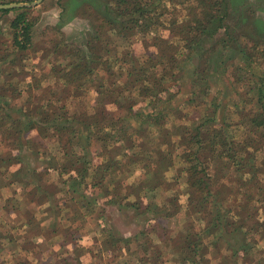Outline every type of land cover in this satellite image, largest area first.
I'll list each match as a JSON object with an SVG mask.
<instances>
[{"label": "trees", "instance_id": "1", "mask_svg": "<svg viewBox=\"0 0 264 264\" xmlns=\"http://www.w3.org/2000/svg\"><path fill=\"white\" fill-rule=\"evenodd\" d=\"M90 1L80 16L94 17L101 23L95 25L94 33L90 35L89 56H84L78 48L62 47V37L52 42L50 52L55 58H73L71 63L61 67L65 88L62 95L67 100L93 90L97 94L93 115L82 112L73 117H61L44 112V107H39V104L54 93L53 90H47V94L46 90L43 93L40 90V96L34 94L32 90L37 92L40 88V82L32 83L34 78L26 85L27 101L22 102L23 107H19V101L24 98L21 85L10 83V78L15 74H8L7 77L1 74L0 135L6 137L7 146L21 153L31 151L33 132H37L40 139L54 138V132L59 134L55 137L64 142L60 143L61 154L64 162L67 159L63 172L68 179L63 181V185L69 188L66 193L71 192L68 196H73L70 201L77 207L72 209L73 205L65 206L71 209L67 213H72L71 218L81 216L79 209L90 212L91 207L100 200L95 195L112 198L110 203L123 206L125 204L122 203L135 194L137 201L126 204L134 210L129 214V221L143 217L146 219L145 225L137 235L130 237L121 236L111 227L104 232L103 241L112 254L123 252L135 244L138 254H141L138 264H159L163 247L175 242L168 237L161 219L171 217L177 211L171 207L159 209L156 206H142L147 197L142 192L153 194L158 189L168 190L170 187L165 173L173 166L175 154L163 151L161 146L169 145L174 150L172 139L178 137L189 198L188 220L179 235L183 252L181 256L173 254L175 251L171 254L174 262L205 264L208 262L205 259L208 254L206 250L213 249L215 259L224 260L221 259L224 258L221 250H226L235 263L242 258L253 263L250 253L256 251L258 243L264 240V220L257 219L260 212L264 215V181L260 179L261 173L264 174V169H261L264 166V71H261L262 76L256 75L253 65L255 55L251 50L255 51L257 46L263 44L258 42L256 47L254 45L248 49L242 45L239 37L240 45L235 40V52H238V56L242 55V59L239 63L230 62L234 66L232 77H236L237 82H245L244 74L252 73L247 79L249 89L246 93V99H251H247L243 109L237 104L238 115L241 116L237 123L232 126L222 124L216 120L213 110L211 116L209 114V118L196 127L173 125V129H166L167 115H164V111L156 112V108L159 104H172L173 98H176L172 86H176L182 77L180 64L198 50H202L200 58L203 67L194 73V83L196 86L208 84L212 74L210 61L215 52L204 49L202 44L204 39L213 37L217 31L225 28L228 8L218 0ZM11 11L18 12V15L11 22L12 40H4L0 35V63L3 69L11 72L13 68L18 72V68L13 67L17 60L12 61L10 57L14 52L27 51L31 46L32 23L27 8L0 12ZM66 15L70 16L71 13L63 8L61 25L69 20L67 17L64 21ZM161 31L170 32V36L164 38ZM115 36L125 39L128 43L126 50L117 49L113 41ZM138 37L143 38L144 44L143 55L140 56L129 44ZM147 42L153 44L155 52H150ZM21 81L19 79V84ZM177 88L180 90L181 86ZM63 100L60 98L58 102ZM47 102L52 106V101ZM248 103H253L258 109H248ZM3 105L4 109L1 107ZM66 107L64 105L61 109L65 110ZM121 112H125V115L121 116ZM150 127L158 135L148 130ZM238 132L242 134L241 137H237ZM152 138L153 141L163 138L159 151L154 152L152 147H147L152 143ZM6 157L0 156V162L6 163L10 176L22 175L21 172L18 175V170L11 171L21 162L17 155L13 153ZM131 157L136 159L128 163ZM98 159L103 162L96 166ZM131 164H143L146 170L147 178L141 182V190H138L141 195L138 192L128 193L132 187L123 182V174L129 171ZM38 186L42 188L41 184ZM82 186L83 190L80 189ZM177 201L178 197H174L169 202L175 210H179ZM56 204L58 214L62 213L63 205L59 202ZM197 224H201L200 231L195 227ZM58 231L54 232L57 234Z\"/></svg>", "mask_w": 264, "mask_h": 264}, {"label": "rangeland", "instance_id": "2", "mask_svg": "<svg viewBox=\"0 0 264 264\" xmlns=\"http://www.w3.org/2000/svg\"><path fill=\"white\" fill-rule=\"evenodd\" d=\"M36 1L37 0H0V4L28 3L32 5V3ZM218 1L224 3L228 10L227 14H225V28L217 31V34L213 37L204 39L202 44L204 49L209 51L214 50L215 52L210 61L209 70L212 74L208 79V84L196 86L194 83V73L198 68L201 69V67H203L200 58L202 50H198L194 52L190 59H183L187 61L180 64L182 77L179 79L176 86H172L174 87L173 92L176 96V98H173L172 104H170L171 102L169 103L170 105L159 104L158 108H156V112L164 111V115H167L165 117L166 129H173V125L175 127L183 125H193L196 127L197 124L209 118L207 116L209 114V116H211L214 111L216 120L220 121L222 124L228 123V125L232 126L241 119V116L238 115L237 104H239L240 109H243L245 107V102L251 99L249 97L247 98L248 100L246 99V93L249 89L247 79L252 73L248 72L244 74L245 82H237V78L232 77L234 66L233 62H230L233 60L235 63H239L242 59V55L238 56V52H235V40H237L238 45H240L241 42L242 45L244 47L247 46L248 49L254 45V47H256L258 42L263 44L257 46L255 51L251 50V53L255 55V62L253 64L256 68L255 73L256 75L262 76L261 71H264V0ZM89 3H91L90 0H43V2L37 6L25 7L29 9L28 18L32 23L31 46L27 51L14 52L11 54L10 59H12V61L17 60L13 67L18 68V72L13 70V68L12 71L9 72L6 68L3 69L0 63V85L3 84L1 74L7 77L8 74L12 75L13 73L15 77L10 78V83L17 84V86L21 85L22 87L20 91L23 93L22 96H24V98L19 101V107H23L22 102L27 101L29 95L25 93L26 85L28 82L31 83V80L34 78L32 83L40 82V88H38L37 92L36 90H32L34 94L38 93L37 96H40V90L42 93L46 90V94L48 92L47 90H53L54 93L53 96L50 97L46 95L48 96L46 99L52 101V106L48 104L45 98L39 104V107H44V112H48L50 115L54 116L59 115L61 117H73L75 114H80L82 112H86L87 115H93L97 97V94L93 90H90L86 95L69 98L67 100L65 96L62 95L65 88L61 78L63 73V68L61 70V67H65L67 64L71 63L73 58H65L64 56L55 58L52 57V53L50 52L53 49L52 42H57V40L62 37V47L66 45L72 48H78L84 56H89L88 41L90 35L94 33L95 25L101 23L99 19H95L94 17L80 16L82 10L90 5ZM23 8L19 7L14 9ZM63 8L70 11L71 15H66L64 18V21L67 17H69V20L64 23L65 25H61V20L63 19H61L60 14L58 18L59 21L56 25H53L57 13L60 11L62 13ZM17 15L18 12L16 11H11L9 13L0 12V35L4 40H12V36L10 35L11 22ZM57 30H59L60 33H58ZM161 35L164 38H168L170 32L161 31ZM238 37L240 42L238 41ZM113 41L119 51L126 50L128 47V43H126L125 39L118 36H115ZM129 44L132 45L137 55H143L144 44L142 37L133 39ZM147 44L149 45L151 53L156 51L151 42H147ZM10 49L13 50L12 47H10ZM182 58L183 56H181L180 59ZM54 69L57 70L54 72ZM57 71L58 73L56 74ZM26 75L28 76L27 78H25ZM36 78L37 80H35ZM19 79L22 80L20 84ZM178 86H181L180 90L177 88ZM203 88L205 90H203ZM60 98L64 100L58 102ZM135 101L138 102L139 99L136 98ZM248 104V109H258V107H254L253 103ZM64 105H67L65 110L61 109ZM216 105H218L217 108ZM1 107H3V109L5 108L4 105ZM124 115L125 112H121V116ZM232 129L233 128H231V131ZM148 130L152 131L154 135H158V132L153 127H150ZM53 134L54 138L48 139H40L38 136L37 139L31 137V151L39 161H41L42 158L45 159L47 163L46 167L51 165L56 167L60 165L58 168H62L63 165L67 164V159L64 162L61 156L62 150L60 143L62 141L60 142L58 138L55 137V135L58 136L59 134H57V132ZM239 136H242L240 132H238L237 137ZM4 138V136L0 135V140H4ZM49 140H51L54 145L46 147L45 144L49 143ZM151 140L152 143L147 147H152V151H159L162 148L165 152L172 151L175 154L173 159V163L175 164L167 174L168 179H172V183L170 187H168L169 192L164 195L158 193V203L163 204L167 197H172L175 195V192L177 193L180 189H182V192H185L184 188L187 187V175L182 172L178 176L176 175L179 169L182 170L185 167V164L181 158L182 148L178 145V137L172 139L174 150L169 148V145L161 146V148L159 147V143L163 138L154 141L152 138ZM142 142L141 140L140 143ZM34 143L38 145L35 144L34 146ZM3 145L4 142L0 141V156H4L1 153V151L4 150ZM41 153L44 155H41ZM57 153L58 156H55L54 154ZM263 153L264 151L262 154ZM49 158H51V160ZM134 159H136V157H132V160ZM260 159H263V157H260ZM30 167L33 168L30 164H27L22 175L11 177L6 170V163L0 162V197L3 196V199H0V264H138L137 262L141 254H138L135 244H131V246L128 247L129 249L126 248L123 252L112 254L107 250L103 241V235H101L102 232L99 230L103 225L106 226L102 229H107L108 221L112 220V222L116 223V226L112 228L118 231L121 236L130 237L137 235L140 228L145 225L146 219L138 217L136 220L130 222L129 214L134 211L131 208L125 209L120 215L118 211L113 210L110 212L111 216L108 215V219L105 216L97 217L100 214L103 215L105 211L104 208L99 211L97 207L99 205L92 206L90 212L85 209H79V214L81 216L77 218L73 226L75 230H70L68 228L63 230L64 227L62 225L65 224L69 226V223L67 224L63 216L56 217L59 216V210L58 208H54L51 210L54 217L47 222L50 226L52 223L49 231L43 233L42 230H39V220L42 219L43 216L36 215L37 210L35 209L38 208H35L33 204H29L30 197L28 196V192L22 191L23 194L17 193L15 189L21 187L13 183L15 180L25 182L23 178L27 175L29 176L28 169ZM262 167L261 169H264L263 165ZM129 171L140 175L142 167H130ZM32 173L34 172L30 174ZM136 176L137 175L130 179L133 185H131L132 191H128V193L134 194L138 192V195H141V192L138 191L139 189L141 190L140 187H142L141 181L138 182L139 180H137ZM175 176L177 177L173 180ZM34 177H36L37 180L43 181V184L49 179L44 166L38 169L36 175L30 176L27 182H33ZM260 179L264 181V174L261 173ZM4 187L6 189H3ZM142 193L145 194L144 191ZM5 197H7L6 201L4 200ZM70 197L73 196H60V200ZM137 198L135 194L128 197L132 202L137 201ZM56 202L57 201L54 202L55 206ZM228 205L231 206L230 204ZM170 207L175 210L174 206L170 205ZM76 208L77 207L74 205L72 206V209ZM94 209L98 211L94 212ZM83 213H88V215L91 216L85 217ZM68 215L72 216V213L67 214V216ZM123 215H126V220L123 218ZM257 219L260 221L264 220L263 212L257 215ZM185 220V211H183L177 217L169 219L166 226H164L168 237L174 239L175 242L169 247H163V250H161L163 254L159 264H177L174 262L172 255L178 254L181 256L183 252L180 248L179 233L185 229ZM25 221L31 222V228L27 234H20V232H18L19 228ZM49 224H47L46 227H48ZM195 227L197 231H200L201 224H197ZM55 229L60 231L59 234H54L53 231ZM38 238H41L43 242L37 244ZM9 240H11V242ZM165 240L168 239L166 238ZM73 248L74 253L72 252ZM206 252L208 254L205 259L208 262L205 264H264V240L258 243L256 251L250 253L253 263L243 258L235 263V260L231 259L229 252L226 250H221L224 257L221 258L224 259L222 261L215 259L216 256L213 249H207ZM194 257L196 258V252L194 253ZM151 263L153 264V262Z\"/></svg>", "mask_w": 264, "mask_h": 264}, {"label": "crops", "instance_id": "3", "mask_svg": "<svg viewBox=\"0 0 264 264\" xmlns=\"http://www.w3.org/2000/svg\"><path fill=\"white\" fill-rule=\"evenodd\" d=\"M61 14V11L57 13V16L55 17V21H53V25H56V23L59 21V16ZM38 135L37 132H33L31 134V137L32 138H36ZM40 138V137H39ZM8 145V142L6 141V137L4 138V150L1 151V153L3 155H6V156H11V154H15L17 155L18 157V161H21L18 163V165L16 166V168H14L13 172H16L18 170V175L19 173H23V171L26 169V165L27 164H30L33 168H29L28 169V174L29 176L27 175L26 177H24L23 179L25 180V182H19L17 180H15L13 183L15 184H18L21 188H16V192L17 193H22V191H27L28 192V196L30 197L29 198V204L32 205L35 207V208H38V209H35L37 210V214L36 215H41L43 216L42 219L39 220V230H42L43 233L49 231V229L51 228L52 226V223H51V226L48 222L49 219H51L52 217H54V215L52 214V212L50 211L51 209H54L55 207L57 208L58 205L56 204V206L54 205V202L57 201L59 202V204L63 205L61 206V209H62V213L58 214L59 216H56V217H60V216H63L65 218V220L67 221V224L69 223V226L63 224L62 226L64 227L63 230H65V228H68V229H72V230H75V228L73 227L75 222L77 221V219H74V218H71L72 216H67V213L71 210L69 208H65L66 205H74L73 202L70 201V198L68 199H64V200H60V196H68L66 191H68V187L65 188V186L63 185V181L68 179V176H66V174L63 172V165L62 168H58L60 165H57L56 167H53L52 165L51 166H48L46 167V161L44 158L41 159V161L38 160V158L32 154V151H28V150H25L24 152L22 151L21 153L19 152V150L15 151V150H12ZM46 147H49L50 145H54L52 144V141L49 140V143H46L45 144ZM79 151V150H77ZM41 155H44L43 153H41ZM55 156H58V153L57 154H54ZM62 158H63V155L61 154ZM6 157V158H8ZM51 160V158H49ZM64 160V159H63ZM39 161V162H38ZM128 163H130L132 161V157L129 158L128 160ZM98 164L96 166H99L103 161L99 160L98 159ZM175 164V163H174ZM173 164V166H174ZM62 165V164H61ZM41 166H44L45 170H46V173L48 175V181H46L45 184H43V181H40V180H37L36 177H34V180L33 182H27L29 180V177L30 176H34L36 175V172L38 171V169L41 167ZM137 166H141L142 167V172L140 175L138 174H135V172H132V171H128L126 172L124 175V178L125 180L123 181L125 184L131 186L133 185L131 182H130V179L132 177H134L135 175H137V180H139L138 182H142L144 180H146L147 176H146V170L144 168V165H140V164H137V165H133L131 164L130 167L132 168H136ZM171 166L169 168V170L165 173V180L167 181V183L171 184V180L172 179H168L167 177V174L171 171L172 167ZM185 166V165H184ZM185 168V167H184ZM184 168L181 170L179 169L177 172V176L182 172H184ZM31 169H33L32 174L31 173ZM185 175H187L185 172H184ZM175 176L173 178V180L177 177ZM91 182V180H90ZM12 183V184H13ZM38 184H41L42 188H39ZM13 186V185H12ZM187 186V185H186ZM61 188V189H60ZM84 186H82L80 189L83 190ZM111 188V187H110ZM181 188V187H180ZM3 189H6L5 187ZM184 191L185 192H182V189H180L177 193L175 192V195H173L172 197H167L164 201L163 204H160L158 203L159 201V196H158V193H162L163 195L166 194L167 192H169V190H166V189H158L156 190L155 193H146L144 194V196H147L146 197V200L143 201V205L142 206H145V207H148V206H156V207H159V209H164V208H170V201L174 198V197H178V201H177V205L179 207V210H174V211H177V213L171 217H168L166 219H161V223L163 226H166V224L168 223L169 219H172L174 217H177L178 215H180L183 211H185V224H186V221L188 219V194H187V187L184 188ZM132 194V193H131ZM76 196V195H75ZM94 197H97V199H100L98 204L96 205H99L97 206L99 209V211L103 210V208L105 209L104 211V214L103 215H98L97 217L99 216H105L107 219H108V215L111 216L110 212L115 210V211H118L119 212V215L121 214V212H123L126 208H128L126 206L127 203L129 204H132L134 202H132L131 199H127L125 200L122 204H125L123 206H119L117 204H113V203H110V201H112V198H103L101 197V195L97 196L95 195ZM0 199L2 200L3 199V196L0 197ZM5 201L7 200V197H5L4 199ZM117 201V200H115ZM136 202V201H135ZM94 205V206H96ZM31 207V206H30ZM126 207V208H125ZM168 208V209H169ZM96 209H94V212L95 211H98ZM70 214V213H69ZM84 216L86 217H90L91 215H86L85 213H83ZM34 215V214H33ZM35 216V215H34ZM120 217V216H119ZM118 218V216H117ZM123 218L126 220V215H123ZM143 218V217H142ZM108 221V220H107ZM110 223H113V224H110ZM23 225L19 228V231L20 234L22 233H28V231L30 230L31 228V222L29 221H25V223L23 222L22 223ZM48 225V227H46ZM106 225H103L102 228H104ZM107 226L109 228L111 227H115L116 226V223L115 222H112L111 221H108L107 223ZM100 228L99 230H101V235L104 234V232L107 230V229H102ZM62 230V232H63ZM54 231L57 232V229H55ZM53 231V232H54ZM56 232H54L55 235L59 234L60 231H58V233L56 234ZM182 232H180L179 234H181ZM94 235H97V234H94ZM100 235V234H99ZM58 238V236H57ZM11 242V240H9ZM42 239L41 238H38V243L37 244H40L42 243ZM10 244V243H8ZM19 248V247H18ZM74 249V248H73Z\"/></svg>", "mask_w": 264, "mask_h": 264}, {"label": "water", "instance_id": "4", "mask_svg": "<svg viewBox=\"0 0 264 264\" xmlns=\"http://www.w3.org/2000/svg\"><path fill=\"white\" fill-rule=\"evenodd\" d=\"M43 0H37L36 2H33L32 5L31 4H26V3H22V4H3L1 5L0 4V10H11V9H14V8H19V7H31V6H37L39 5L40 3H42Z\"/></svg>", "mask_w": 264, "mask_h": 264}]
</instances>
